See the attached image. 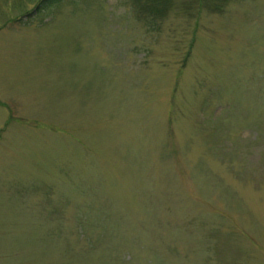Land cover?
Here are the masks:
<instances>
[{"label":"rangeland","instance_id":"374dc122","mask_svg":"<svg viewBox=\"0 0 264 264\" xmlns=\"http://www.w3.org/2000/svg\"><path fill=\"white\" fill-rule=\"evenodd\" d=\"M206 2L0 0V264H264V0Z\"/></svg>","mask_w":264,"mask_h":264},{"label":"trees","instance_id":"16d2710c","mask_svg":"<svg viewBox=\"0 0 264 264\" xmlns=\"http://www.w3.org/2000/svg\"><path fill=\"white\" fill-rule=\"evenodd\" d=\"M202 1H204V0H202ZM208 1H209V2H206V3H209V4H210V1H211V0H208ZM212 5L214 6L215 4L213 3Z\"/></svg>","mask_w":264,"mask_h":264}]
</instances>
